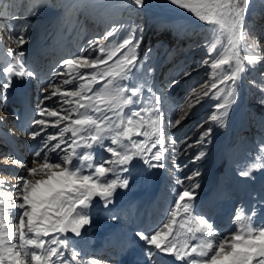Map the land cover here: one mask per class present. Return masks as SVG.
Instances as JSON below:
<instances>
[{
	"label": "snow or ice",
	"instance_id": "obj_1",
	"mask_svg": "<svg viewBox=\"0 0 264 264\" xmlns=\"http://www.w3.org/2000/svg\"><path fill=\"white\" fill-rule=\"evenodd\" d=\"M130 2L137 8H143L145 0ZM168 3L193 14L213 31L226 35L228 42L224 54L218 58L213 57L214 43L205 42L208 56L201 61L200 67L207 66L211 70L209 79L190 90L189 96L178 108V118H170L168 125H180L189 115L185 109L201 103L203 97L218 99L223 93L225 100L214 105L216 111L209 119L224 127L229 103L235 102V89L244 63L252 65L261 59L259 54L240 55V46L250 39L244 27L250 0H168ZM4 28L5 25L0 24V29ZM138 31L136 27L131 28L119 42L105 43L113 36L112 29L103 36L90 39L78 56L63 59L52 70L65 79L58 84L48 81L40 87L34 113L38 118L32 119L30 125L42 127L27 133L32 140L41 137L32 153V166L28 167L24 161L12 155L0 157L6 163L24 168L26 172V175L12 177L16 180L15 185H6L3 177L7 174L0 170V189H4L0 194V264H87L80 258L79 250L71 246L73 242L67 234L70 232L80 237L84 226L90 225L93 198L99 197L105 208L109 203H114L112 198L116 188H126L129 184L130 176L123 174L130 172L128 165L133 158L142 160L147 171L166 167L168 150L164 146L161 98L148 88L147 91L154 97L149 100L145 98V88L141 84L128 83L134 79L136 72L144 68L151 52L148 49L143 58L137 54L143 43V36L137 35ZM11 39L16 48L7 53L11 59L6 66L0 67V97L5 101L14 81L37 79V74L24 59L26 53L23 45L29 42L30 37L21 31ZM251 39L249 47H256L258 52V40ZM93 52H96L95 56ZM225 65L228 66V74L217 79L216 70ZM80 68H91L93 71L82 73ZM197 70V67L189 66L180 78L186 79ZM153 71L149 67L145 74L150 76ZM76 80L86 82L79 83L74 90L61 91L59 85ZM178 82L173 80L171 83L175 85ZM96 84H99L98 88L93 87ZM50 88L55 90L49 95ZM57 95L60 96L59 100L45 105V101ZM63 105L69 107L64 108ZM126 108L129 111L125 112ZM4 110L8 111L6 107ZM44 117L56 119L51 121ZM0 123L3 121L0 120ZM61 124L64 126L60 127ZM49 125L58 128V131L41 136ZM146 127L150 131L143 130ZM211 133L212 127L207 128L195 143L202 145L206 138L210 143ZM106 139H110L109 144L104 143ZM170 140L175 155L180 151V142ZM93 145L102 147L110 155L98 164L91 163L95 154L81 153L78 149H91ZM192 146L186 144L184 151ZM50 153H56L58 158H50ZM204 155L203 150L198 152L192 162ZM74 159L80 163L73 165ZM110 164L116 167L109 168ZM174 166L176 169L181 167L179 164ZM259 167V164H255L240 171L239 175L254 178L252 170ZM108 172L116 178L97 179ZM199 175L196 170L190 176L177 178L179 190L176 191L174 210L170 209L171 221L150 234L136 233L140 240L146 242L147 259L152 260L155 253L161 258L174 257L175 261H183L184 264H264V224L253 223L255 210L251 215L238 210L232 218L235 231L227 234H220L211 220L195 212L199 182L185 185L184 181H193ZM181 209L187 215L179 227L184 229L189 221H195V225L187 228V235L183 232L174 235L176 216ZM66 252H70V258L66 257ZM153 264L158 262L154 261Z\"/></svg>",
	"mask_w": 264,
	"mask_h": 264
},
{
	"label": "rangeland",
	"instance_id": "obj_2",
	"mask_svg": "<svg viewBox=\"0 0 264 264\" xmlns=\"http://www.w3.org/2000/svg\"><path fill=\"white\" fill-rule=\"evenodd\" d=\"M153 1L161 5L168 4V0ZM153 4L150 0H145L143 8H137L131 4L130 0H0V24L5 25L4 29H0V67L10 61L11 58L7 53L16 48L11 37L19 35L23 31L30 37L29 42L23 45V50L26 53L24 59L28 67L37 74V79L20 80L16 85L14 84L21 90L29 89L32 92L31 105L23 107L17 105V111L22 115L27 111L30 117H28V127L23 134L12 130V121L15 122L16 118L12 120L11 112L3 109L11 108L13 105L9 104L7 98L2 106L1 103L4 99L0 97V120L4 121L7 117L10 118L3 124L0 123V157L15 156L24 161L28 167L32 166V153L41 139V137H37L36 140H32L27 134L42 127L30 125L32 119L38 118L34 113L40 95L39 89L48 81L58 84L59 81L66 78L57 76L52 71L63 59L78 56L81 48L86 46L90 39L103 36L110 29L114 30V34L105 43L119 42L128 35L131 28L136 27L139 30L137 35L143 36V43L137 50V54L143 58L147 50L151 49L144 68L136 72L134 79L128 83L141 84L145 88L144 96L149 100H153L154 97L147 91L148 88H151L161 98L160 111L164 118L162 124L164 146L168 150L166 167L147 171V166L143 164L142 160L133 158L131 164L128 165L130 172L123 174L130 176L129 184L126 188L119 186L116 188L112 198L114 203L108 205L110 209L106 211L103 201L99 197L93 198L94 207L91 209L90 226L85 225L82 229L83 232L84 230L88 232V239L79 243L80 250L77 248L80 258L87 264H91L87 259L90 254L85 256L84 252L89 253V248L92 247L90 244L96 245L100 241L98 239L104 237L107 239V233L104 237L101 236L107 232L111 223H115L114 226L120 230L124 248L130 246V250L127 251L130 255L127 257L129 263L131 260L134 264H153L154 261L160 264L162 259L155 253H153L155 259L153 258L151 261L146 259V242L140 240L136 233L150 234L171 221L170 209L174 210L176 191L179 190L177 178L190 176L196 170L200 175L193 181L185 180L184 184L199 182L200 187L196 190L194 202L195 212L211 220L220 234L235 231L236 225L232 222V218L238 210L245 215H251L255 210L256 215L252 217L253 223L264 224V150H262L264 149V90H262L264 89V0H250L244 24L250 39L240 46V55L259 54L261 59L252 65L244 63V70L240 74V80L235 89V102L229 103L224 127H220L209 119L216 111L214 105L225 100L223 93L218 99L203 97L201 103L186 108L189 115L176 127H170L168 120L178 118V108L185 102L190 90L209 79L211 70L207 66L200 67L201 61L208 56L205 42L214 43L213 57L218 58L224 54L228 46L226 35L213 31L208 25L200 22L193 14L184 9L180 10L177 7L168 9L164 6L156 8ZM13 16L20 18L13 19ZM251 38L258 40V52L256 47H249L252 43ZM93 55L95 56L96 52H93ZM189 66H195L198 70L186 79H181V73ZM149 67L154 69L150 76L145 74ZM79 71L82 73L91 72L93 69L80 68ZM227 74L228 66L226 65L216 70L217 79ZM173 80L179 82L172 85ZM82 82L86 81L76 80L67 85L61 84L59 87L61 91L74 90ZM13 87L12 89H15L16 92V88ZM93 87L98 88L99 84ZM54 90L55 88H50L47 94L50 95ZM8 91L11 93L10 89ZM59 99V95L54 96L45 101V105H52L53 101ZM192 99L194 100L195 97ZM57 107L61 106L57 105ZM63 107L67 108L69 105H63ZM127 111L129 109L126 108L125 112ZM44 118L51 121L56 119V117ZM21 121L22 124H25L24 119ZM238 125L237 133L232 132L231 130H235ZM63 126V124L60 125V127ZM17 127H21V125H17ZM209 127H212L211 142L208 143L207 139L209 138H206L204 144H196L200 133ZM143 130L148 129L146 127ZM57 131L58 128L49 125L47 131L41 136ZM170 138L180 142L178 145L180 151L175 155H173ZM133 139H142V137H133ZM51 143H56V141ZM104 143L109 144L110 139H106ZM186 144L193 146L184 151ZM92 149L95 154V158L91 161L93 164L100 163L103 158L110 155L102 147L96 145H93L91 149L84 148L83 152H90ZM202 150L205 155L193 163V157ZM50 158L57 159L58 157L56 153H50ZM76 160L78 159H74L73 162ZM79 163L75 162V165ZM175 164H179L180 169H176ZM255 164H259L260 167L253 168L252 177L254 178L238 175L240 176V193L237 197L236 194H234L235 196L230 195L229 193L233 191L231 184H235L233 169L237 167L240 172ZM108 167L116 166L110 164ZM0 170L7 174L3 177L6 185L16 184V180L12 178L15 175H26L24 168L6 163L3 159H0ZM114 178L116 177L111 172L106 173L103 177H97L99 180ZM242 187L243 191H241ZM3 191L4 189H0V194ZM245 193L250 201L247 204L242 201ZM237 202L239 203L234 206ZM228 203H231V211H226ZM146 206L152 210H149L150 215L144 209ZM120 207L123 209L122 212ZM218 209H220L219 212ZM225 211L230 215L228 221L223 223V221L220 222L219 215L222 216L224 214L222 212ZM186 215L182 209L178 212L174 235L181 232L187 235V228L195 225V221H189L188 224H185L184 229L179 227L180 223L184 222L183 218ZM156 218L158 221L155 224L154 219ZM149 225V230L153 226L150 231L148 230ZM114 226L113 228H115ZM140 228L141 230H139ZM81 249L84 252H81ZM131 254L132 258L135 257L134 260H132ZM65 255L70 258V252H66ZM167 258L170 259L171 264H184L183 261H175L174 257L167 256ZM98 262L104 261L100 260L94 264H98ZM107 263L115 264L114 262Z\"/></svg>",
	"mask_w": 264,
	"mask_h": 264
},
{
	"label": "bare ground",
	"instance_id": "obj_3",
	"mask_svg": "<svg viewBox=\"0 0 264 264\" xmlns=\"http://www.w3.org/2000/svg\"><path fill=\"white\" fill-rule=\"evenodd\" d=\"M150 2H151V4L152 3H154L153 5L157 8H161V7H167L168 9H173L174 7H176V6H174V5H171L170 3H168V4H166V5H161V4H159L158 2H155V1H153V0H150ZM154 7V8H155ZM178 8V7H177ZM181 10V9H180ZM15 82V85H16V82L17 81H14ZM14 84V83H13ZM13 90V89H12ZM17 99V101H19L20 99H18V98H16ZM9 100V99H8ZM9 104H11V105H13V104H15V101H14V98L12 97L11 98V102L9 101ZM3 117V116H2ZM5 118V117H4ZM11 118V117H10ZM9 117H7L4 121H3V123L5 122V121H7L8 119H10ZM2 123V124H3ZM19 130H21V127H17V130L16 131H18V133L20 134V131ZM149 130V129H148ZM15 134V133H14ZM16 136V135H15ZM79 150V152H81V153H83V151H84V148H80V149H78ZM90 152H93L94 153V149H92V151H90ZM105 155V154H104ZM244 179V178H243ZM241 191H243V187H242V190ZM118 208V207H117ZM217 208H218V206H217ZM108 209H110V207H107L106 208V211L108 210ZM231 209H232V206H231V203H228L227 204V207H226V211L227 210H230L231 211ZM120 210H121V212H122V208L120 207ZM145 210H146V208H145ZM103 211H104V209H103ZM105 211V212H106ZM119 211V210H118ZM226 211L225 212H223V213H226ZM104 212V213H105ZM120 212V211H119ZM107 213V212H106ZM232 213H233V210H232ZM101 217V216H100ZM229 219V218H228ZM99 220V218L97 219V221ZM220 222H222L223 221V223H225V222H227L228 220L227 219H224L222 216L220 217ZM103 221V220H102ZM102 225V224H101ZM115 225V223H111L110 224V227H109V229H107V232H104V234L101 236V237H104V235L107 233V239H109L110 241H108L107 239H105V237L104 238H101V239H98V240H100L96 245H98L99 244V246H96L95 244H90V245H92V247H90V249H92V251H96L97 253H96V255L95 254H92V251L90 250V252L88 253V252H84L83 251V249H84V247H83V249H81V252H84V254H85V256L86 255H89L90 254V256L89 257H87V259H88V262L90 261L91 262V264H94L95 262L97 263V261H100V260H102V261H104V259H100V258H102L104 255H105V253H106V249H109V247L111 246V245H113V246H115L117 249H123L124 248V246H123V242H121V235H120V230L118 229V227H115L114 226ZM90 226V225H89ZM108 226V225H107ZM113 226L115 227V228H113ZM139 230H141V228L139 229ZM83 231V230H82ZM68 235V234H67ZM69 236V238H70V241H72L73 243H72V245L71 246H73V247H75V248H81V246L79 247L78 245H80L79 243L81 242V241H83V240H86V239H88V232H86L85 230H84V232L82 233V235L80 236V238L79 237H75V236H71V235H68ZM128 239V238H127ZM127 239H124V240H127ZM123 240V239H122ZM131 240H133V239H131ZM75 243H77V245H75ZM101 243V244H100ZM123 243V244H122ZM110 244V245H109ZM108 247V248H107ZM120 247V248H119ZM80 250V249H79ZM128 250H130V246H128L127 247V251ZM99 251V252H98ZM116 256H118L119 258H121V263L122 264H130L129 262H128V259H127V257L128 256H130L129 255V252H126V254L125 255H119V254H115ZM147 257V256H146ZM93 258V259H92ZM147 259V258H146ZM162 259V258H161ZM165 259H163V261H164ZM111 263V262H110ZM98 264H108L106 261H104V262H101V263H99L98 262ZM111 264H113V263H111Z\"/></svg>",
	"mask_w": 264,
	"mask_h": 264
},
{
	"label": "water",
	"instance_id": "obj_4",
	"mask_svg": "<svg viewBox=\"0 0 264 264\" xmlns=\"http://www.w3.org/2000/svg\"><path fill=\"white\" fill-rule=\"evenodd\" d=\"M68 234H70V235H73V234H72V233H70V232H69ZM73 236H74V235H73Z\"/></svg>",
	"mask_w": 264,
	"mask_h": 264
}]
</instances>
